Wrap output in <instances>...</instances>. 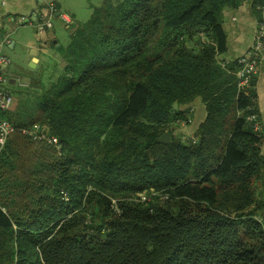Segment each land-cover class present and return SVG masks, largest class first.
I'll return each mask as SVG.
<instances>
[{
    "label": "trees",
    "instance_id": "16d2710c",
    "mask_svg": "<svg viewBox=\"0 0 264 264\" xmlns=\"http://www.w3.org/2000/svg\"><path fill=\"white\" fill-rule=\"evenodd\" d=\"M244 1L104 0L77 25L61 74L4 113L0 264H264L256 92L218 59L224 11ZM196 98L206 117L184 140L173 127ZM39 123L61 152L22 132Z\"/></svg>",
    "mask_w": 264,
    "mask_h": 264
},
{
    "label": "crops",
    "instance_id": "0c3cea01",
    "mask_svg": "<svg viewBox=\"0 0 264 264\" xmlns=\"http://www.w3.org/2000/svg\"><path fill=\"white\" fill-rule=\"evenodd\" d=\"M46 1L0 0V34L9 37L8 42L2 47V54L10 60L6 70L10 78L18 77L11 69L13 68L11 59L25 60L29 64L33 59L32 50L36 51L38 59L36 67L33 68L35 72L44 73L50 61L60 60L61 53L58 48L64 47L60 42L63 31L69 30L71 38L77 25L87 21L94 8L104 0H55L59 11L67 14L72 24L67 25L55 16L52 19V26L43 28L41 23L47 14ZM253 2L254 0H245L237 8L224 11L223 25L227 35V49L218 56L222 63L237 61L252 47L258 21L253 10ZM253 86L256 92V109L259 115V131L263 135L262 153H264V58L253 79ZM186 107L190 108V121L186 127L179 129L178 134L194 137L205 120V105L201 98H196Z\"/></svg>",
    "mask_w": 264,
    "mask_h": 264
},
{
    "label": "built area",
    "instance_id": "2783aa9c",
    "mask_svg": "<svg viewBox=\"0 0 264 264\" xmlns=\"http://www.w3.org/2000/svg\"><path fill=\"white\" fill-rule=\"evenodd\" d=\"M47 14L43 17L41 26L51 27L52 19L58 16L67 25L72 24L71 18L59 11L55 0L46 1ZM9 37L0 34V147H3L7 139L16 131V127L11 124L4 113L10 110L14 104V95L11 92L12 86H17L21 88L28 87V83L19 77L10 78L6 72L7 67L10 64L8 57L2 54L3 45L8 42ZM264 58V12L261 19L257 21V30L252 47L241 57L237 59L238 71H237V81L239 89H247L251 87L252 81L258 72L260 63ZM251 121L255 122V130L259 131V121L257 116L253 114L249 118ZM188 121L190 118L188 117ZM47 126L37 124L32 128H25L22 132L29 135L32 139L36 141H45L47 143L53 144L57 147V150L61 152V145L58 139L48 133ZM155 194V193H152ZM140 201H147L150 199V195L146 193H141L138 196ZM168 195H162V199H167ZM115 203V200H113Z\"/></svg>",
    "mask_w": 264,
    "mask_h": 264
},
{
    "label": "rangeland",
    "instance_id": "374dc122",
    "mask_svg": "<svg viewBox=\"0 0 264 264\" xmlns=\"http://www.w3.org/2000/svg\"><path fill=\"white\" fill-rule=\"evenodd\" d=\"M61 36H62L60 39L61 44L64 46H67V44L70 40V31L64 30L63 35H61ZM59 59H60V60H58L59 62L58 61H56V62L50 61L47 64V69L44 70V73H43V72H35V69L30 67V63L27 64L25 60L16 61L12 58L11 61H12L13 68H11V69L14 70L16 76H18L19 78H21L22 80L26 81L29 84L28 87H26V88H21V87H17V86L10 87L11 88L10 90H11L12 94L14 95V99H16L17 93H20L21 90L28 89L30 86H32V84L34 82H43L45 85H48L51 81L55 80L57 78L58 74H61L63 66L65 65V62L62 59V56H60ZM30 73H31V75H30ZM42 75H43V78H42ZM190 116H191V112L189 111V113L186 117V120H182V122H178L177 126L174 125V127H173L174 128V134H176V136H181L178 134V131H179V129L186 127V125L189 124L188 117L190 118ZM26 137H28L32 141H36V140L32 139L29 135H26ZM181 137L184 140L191 138L189 136H181ZM56 149H57V147H56ZM146 195H149V194H146ZM150 196H152V194H150ZM159 199H160L159 201H163V203L166 202V199H161V198H159Z\"/></svg>",
    "mask_w": 264,
    "mask_h": 264
},
{
    "label": "water",
    "instance_id": "95a60500",
    "mask_svg": "<svg viewBox=\"0 0 264 264\" xmlns=\"http://www.w3.org/2000/svg\"><path fill=\"white\" fill-rule=\"evenodd\" d=\"M31 55L33 56L32 62L30 63V67L35 68L36 62L38 61L36 57V51L32 50ZM174 108H177V103L174 104ZM158 141L164 144H168L171 142V135L169 132H165L161 137L158 138Z\"/></svg>",
    "mask_w": 264,
    "mask_h": 264
}]
</instances>
